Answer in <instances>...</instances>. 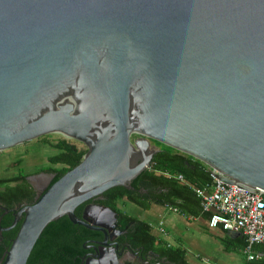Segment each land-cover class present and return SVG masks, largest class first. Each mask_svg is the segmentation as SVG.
<instances>
[{"label":"water","instance_id":"95a60500","mask_svg":"<svg viewBox=\"0 0 264 264\" xmlns=\"http://www.w3.org/2000/svg\"><path fill=\"white\" fill-rule=\"evenodd\" d=\"M50 134L88 151L25 209L5 264L64 216L94 229L76 209L132 189L153 142L264 191V0H0V151Z\"/></svg>","mask_w":264,"mask_h":264},{"label":"flooded vegetation","instance_id":"af4514ba","mask_svg":"<svg viewBox=\"0 0 264 264\" xmlns=\"http://www.w3.org/2000/svg\"><path fill=\"white\" fill-rule=\"evenodd\" d=\"M153 145L162 149V144L158 142H153ZM43 172L48 173L41 169L32 174H24L25 180L14 183L18 187L15 191L9 190L5 184H0V264H5L18 236L25 220V209L38 201L56 176L54 173H49L55 175L53 180H40L33 184L29 181V176ZM129 190L135 195H140L142 199L150 203L151 207L154 204L160 205L163 194L168 192L161 191L152 184L133 187ZM106 192L76 209V215L92 225L94 229L80 225L87 231H80L73 235L69 250L59 251L49 260L39 256L33 259L31 264H172L160 245L148 243V241L142 242L133 235L130 231V226L134 225L133 222L125 225L127 221L125 214L129 213L122 206L133 202L127 197L120 198L115 201L114 209L112 208L114 195L106 194ZM78 240L82 241L81 244Z\"/></svg>","mask_w":264,"mask_h":264},{"label":"trees","instance_id":"16d2710c","mask_svg":"<svg viewBox=\"0 0 264 264\" xmlns=\"http://www.w3.org/2000/svg\"><path fill=\"white\" fill-rule=\"evenodd\" d=\"M47 143H50L56 149V152L49 157L48 161L51 166L43 168L42 170L56 175L52 184L80 164L88 151L87 148H80L65 139ZM187 161L191 165H195V168L188 165ZM56 165L61 166L57 167ZM166 174L172 177H168ZM178 175H183L185 182H180L176 178ZM19 180H25L24 173L11 179H0V184H5L9 190L15 191L18 187L14 183ZM213 182L214 178L212 177L211 170H208L203 162L199 160L194 161L192 157L162 144L161 151L154 157L152 167L144 171L134 180L133 187L152 184L153 186H157L161 191L167 190L168 192L163 194L160 205L170 204L176 206L182 213L197 214L202 210V207L201 199L198 197L195 188H203L211 185ZM106 194L114 195L112 205L114 209L116 208L115 201L123 197H127L128 200L143 209L149 210L151 208L150 203L125 187L112 188ZM125 217L127 220L125 225H129V222L134 223V225L130 226V231L140 241L146 243L148 241V243L160 245V248L172 264H190L186 251L180 247L169 246L163 239L154 235L153 227L149 222L131 216L130 214H125ZM80 231L84 232L87 230L83 226L74 224L68 216H64L50 223L37 241L28 263L31 264L32 260L39 256L49 260L57 252L69 250L73 242V235ZM81 242V240H78L79 244ZM241 242L243 243V247H245V238L241 239ZM255 250L260 254V257L251 264H264V245L256 246Z\"/></svg>","mask_w":264,"mask_h":264},{"label":"crops","instance_id":"0c3cea01","mask_svg":"<svg viewBox=\"0 0 264 264\" xmlns=\"http://www.w3.org/2000/svg\"><path fill=\"white\" fill-rule=\"evenodd\" d=\"M166 176L172 177L168 174ZM131 204L142 211L138 217L152 225L154 235L163 239L169 246L180 247L186 251L190 264H245L243 250L241 249L243 256L240 258L235 244V241H241L244 237L236 238L233 233L222 228H211L210 216L202 210L197 214L182 213L170 204H154L146 211L137 204ZM162 228L166 233L161 232Z\"/></svg>","mask_w":264,"mask_h":264},{"label":"built area","instance_id":"2783aa9c","mask_svg":"<svg viewBox=\"0 0 264 264\" xmlns=\"http://www.w3.org/2000/svg\"><path fill=\"white\" fill-rule=\"evenodd\" d=\"M212 185L195 188L201 199L204 213L210 216L211 228H222L226 232L240 233L245 238L243 253L245 264L260 257L255 250L264 245V191L241 184H227L215 177ZM176 178L185 182L183 175ZM162 233H166L164 228Z\"/></svg>","mask_w":264,"mask_h":264},{"label":"rangeland","instance_id":"374dc122","mask_svg":"<svg viewBox=\"0 0 264 264\" xmlns=\"http://www.w3.org/2000/svg\"><path fill=\"white\" fill-rule=\"evenodd\" d=\"M136 137L134 136L133 139ZM65 139L70 143L77 145L80 148H87L85 144L74 139L65 137L62 134H50L40 137L38 139L20 144L8 150L0 151V179L11 178L14 175L21 173L32 174L43 168L51 166L49 157L56 152V149L47 142H57L58 140ZM57 167L61 165H56ZM129 214L139 216L142 211L131 203L122 206ZM140 218V217H138ZM237 251L240 258L243 256V243L235 241Z\"/></svg>","mask_w":264,"mask_h":264}]
</instances>
